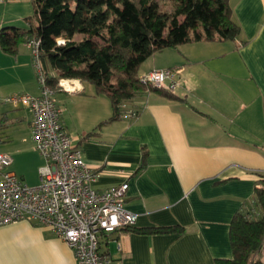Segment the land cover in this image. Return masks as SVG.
Listing matches in <instances>:
<instances>
[{"label": "crops", "instance_id": "obj_1", "mask_svg": "<svg viewBox=\"0 0 264 264\" xmlns=\"http://www.w3.org/2000/svg\"><path fill=\"white\" fill-rule=\"evenodd\" d=\"M229 3L239 38L183 44L141 65L139 76L178 71L173 99L145 92L99 127L112 115L108 99L89 84L59 81L60 123L97 174L93 188L128 185L124 207L136 215L133 231L100 238L113 264H213L233 257L230 222L264 176V0ZM39 93L28 46L20 44L15 54L0 49V153L29 187L39 184L44 164L31 115L3 100ZM152 228L170 233L138 232ZM256 260L264 264V242ZM0 264L77 262L49 229L22 220L0 226Z\"/></svg>", "mask_w": 264, "mask_h": 264}, {"label": "trees", "instance_id": "obj_2", "mask_svg": "<svg viewBox=\"0 0 264 264\" xmlns=\"http://www.w3.org/2000/svg\"><path fill=\"white\" fill-rule=\"evenodd\" d=\"M32 2L36 25L0 30V49L15 54L20 44L39 41V58L54 93L60 80H78L108 99L112 115L99 127L119 119L124 106L145 92L174 98L173 93L139 82L140 67L152 55L187 43L233 41L241 35L229 0H170V12L159 10L154 0ZM58 39L64 43L58 44ZM255 183L251 199L230 222L233 257L213 264H260L256 256L264 242V176ZM138 232L170 233L163 228ZM106 234L110 233L100 238Z\"/></svg>", "mask_w": 264, "mask_h": 264}, {"label": "built area", "instance_id": "obj_3", "mask_svg": "<svg viewBox=\"0 0 264 264\" xmlns=\"http://www.w3.org/2000/svg\"><path fill=\"white\" fill-rule=\"evenodd\" d=\"M58 44L64 40L58 39ZM40 93L19 94L3 102L23 106L31 115L32 138L44 160L39 184L29 187L9 170L12 159L0 153V226L29 220L49 229L73 252L77 264H113L99 249L102 233L132 227L136 215L125 209L127 183L96 192L97 174L83 160L60 123L62 111L47 84L39 58V41L26 44ZM140 83L174 93L178 71L152 70L138 77Z\"/></svg>", "mask_w": 264, "mask_h": 264}, {"label": "rangeland", "instance_id": "obj_4", "mask_svg": "<svg viewBox=\"0 0 264 264\" xmlns=\"http://www.w3.org/2000/svg\"><path fill=\"white\" fill-rule=\"evenodd\" d=\"M159 10L170 12V0H154ZM36 25L32 0H0V30L6 28H28ZM31 53V51H30ZM160 89V88H158Z\"/></svg>", "mask_w": 264, "mask_h": 264}, {"label": "bare ground", "instance_id": "obj_5", "mask_svg": "<svg viewBox=\"0 0 264 264\" xmlns=\"http://www.w3.org/2000/svg\"><path fill=\"white\" fill-rule=\"evenodd\" d=\"M64 84V83H63Z\"/></svg>", "mask_w": 264, "mask_h": 264}]
</instances>
